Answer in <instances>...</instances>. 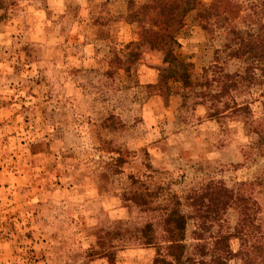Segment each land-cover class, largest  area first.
Listing matches in <instances>:
<instances>
[{
  "label": "rangeland",
  "instance_id": "1",
  "mask_svg": "<svg viewBox=\"0 0 264 264\" xmlns=\"http://www.w3.org/2000/svg\"><path fill=\"white\" fill-rule=\"evenodd\" d=\"M150 1L0 0V264L170 261L165 220L177 201L185 264H200L196 247L218 264L212 237L233 235L238 220L253 238L232 237L242 255L223 264L264 247L262 128L250 124L262 108L211 118L196 96L213 64L243 69L224 46L233 30L257 33L264 0H194L167 63L143 36L152 12L135 13ZM224 188L239 198L225 211L212 199Z\"/></svg>",
  "mask_w": 264,
  "mask_h": 264
},
{
  "label": "trees",
  "instance_id": "2",
  "mask_svg": "<svg viewBox=\"0 0 264 264\" xmlns=\"http://www.w3.org/2000/svg\"><path fill=\"white\" fill-rule=\"evenodd\" d=\"M194 3V0H151L140 6L137 12H135L144 15L143 18L152 12L153 16L150 18L153 20V27L143 28V36L151 50L163 51V62L167 63V61L170 60L177 61V55L174 53V48L179 46L176 35L183 27L184 19L187 14L194 9ZM212 10L215 11L214 6L207 8L204 17H209ZM137 14H132L131 16L137 19L136 21H140ZM229 34L231 38L226 42L224 52L227 53V58L229 60H240L243 62V69L229 74L226 73L223 68L213 64L211 67L204 70V81L197 85L199 89H206L207 93L200 92L197 93L196 96L201 100L199 105L210 104L209 107L212 112L209 114V117L211 118L217 115L224 116L226 113L227 115L236 116L237 113L239 114L241 112L247 113L246 116L248 117L251 114V106L257 104L262 108L261 121L254 122L251 120L250 124H258V126L262 128L261 133L258 134L255 132V134L258 135L260 139H263L261 143H259V146L264 147V24L260 23L257 33L252 36H247V38L234 30ZM181 67L183 69L179 78L181 82H183L184 87L188 88L186 82L189 79V74L186 70L189 64L182 65ZM208 73H213V75L211 74L209 78ZM253 88H259L258 99L250 98L248 101L237 103L236 98L238 94L246 92L251 94ZM220 193L212 198L213 201L214 199L218 200L214 203V207L223 208L220 210L225 211L237 205L239 198L233 191L224 188ZM221 198H223V201H221ZM207 202L212 201L208 200ZM179 207L180 202L177 201L175 208L168 213L165 220V232L168 234L166 250L170 261L157 258L154 261L156 264H185L191 261V257H184L185 245L183 242L185 239L187 218L179 211ZM206 212H212V210H207ZM243 216H246L244 212ZM251 225L253 224L251 223L250 226ZM233 230V235H217L212 237L213 244L211 253L218 264H223V262L231 258L240 257V254L242 255L241 251L235 254L230 249L229 241L232 237L243 240L245 244L246 239L253 238L251 231H249V226L244 224V219L238 220ZM201 239L202 238L197 237L195 240ZM247 243H249L248 240ZM196 248L197 254L201 260L199 263L203 264V256H206V253L204 249L202 251L200 250L201 248ZM253 250H255V248L252 244L249 245V249L246 250L245 253L243 252L245 256L244 260L242 259L243 263L252 264V258H257L260 260V264H264V247L262 245L258 247L256 250L258 253L257 256L252 254ZM192 260L195 262L196 259Z\"/></svg>",
  "mask_w": 264,
  "mask_h": 264
}]
</instances>
